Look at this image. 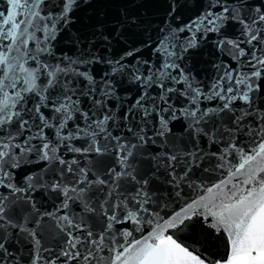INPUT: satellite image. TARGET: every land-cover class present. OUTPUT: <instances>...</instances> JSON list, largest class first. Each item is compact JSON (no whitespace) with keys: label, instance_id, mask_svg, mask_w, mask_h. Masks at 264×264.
<instances>
[{"label":"snow or ice","instance_id":"6c2138e0","mask_svg":"<svg viewBox=\"0 0 264 264\" xmlns=\"http://www.w3.org/2000/svg\"><path fill=\"white\" fill-rule=\"evenodd\" d=\"M0 264H264V0H0Z\"/></svg>","mask_w":264,"mask_h":264}]
</instances>
